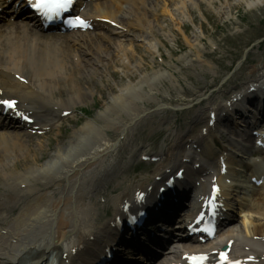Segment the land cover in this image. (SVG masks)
<instances>
[{"label": "bare ground", "instance_id": "bare-ground-1", "mask_svg": "<svg viewBox=\"0 0 264 264\" xmlns=\"http://www.w3.org/2000/svg\"><path fill=\"white\" fill-rule=\"evenodd\" d=\"M222 1L216 12L224 17L243 4L250 9L264 4V0ZM17 2L0 0L5 10L1 19L7 21L0 27V98L16 100L18 110L35 121L32 126L20 125L12 119L10 123L0 121V264H20L23 259L39 264L51 251H61V264H94L103 255L99 253L102 245L105 249L114 248L105 240L110 234L109 223L97 226L100 216L95 202L101 200L111 180L124 175L129 163L142 156L145 147L133 149L126 160L120 158L121 151L132 144L139 129L154 121V116L160 117L158 123H162L168 120L163 115L165 112L183 110V105L174 101L168 91H159L162 82L168 81L175 88L178 81V72H171L157 62L156 57H161V35L177 42V36L163 25L162 18L168 17L185 35L186 24L175 17H190L192 12L201 10L203 2L213 10L220 0H102L93 3V10L83 12L92 20L93 32L61 36L51 32L43 34L32 15H23V6L16 9ZM173 5L175 9L170 8ZM110 23L116 24V28H110ZM128 36L130 39L126 41ZM203 40L199 34L191 38L185 35L190 53L180 59L187 66L194 62L199 66L205 64L201 60ZM124 42H130L131 47L126 48ZM138 42L153 55L151 63L159 64L158 70L149 73L144 59L132 60L131 54H136L142 46L135 44ZM193 50L198 51L196 59L190 57ZM117 64L124 75L118 77V84L113 87L108 80H103L107 76L115 80L116 75L110 69ZM96 80L105 83V88L99 87ZM124 80L127 83H122ZM96 92L100 94L102 108L73 129L67 140L57 145L46 159L42 158L41 143L33 149L28 147L32 129L46 135L49 130L58 129L61 141V122L68 118L74 120L75 112L86 106L88 99L96 105ZM206 98L207 92L190 98L189 111H195ZM225 106L226 103H211L193 116L185 132L168 134L165 151L150 156L161 161L154 176L113 198L114 214L119 215L117 208L136 202L140 193L150 194L152 189L156 192L163 186L161 176L185 169L184 159L190 156L183 152L188 146H196L212 117L217 113L221 116ZM198 125L204 128L195 135ZM224 131L228 132L225 128ZM222 163L231 167L230 161H218L209 166L202 164L198 169L201 182L186 209L178 212V221L183 225L174 226V234L160 255L162 258L155 264L181 262L183 256L191 253L213 255L225 245H232L234 257L254 256L256 263L264 264V182L258 185L264 174L256 166L248 174L250 183L243 184L253 189V194L236 202L241 207L247 205V210L259 216L251 218L250 225L244 221L240 226L230 214L232 217L219 226V233L212 241L199 243V236H189L188 221L197 213L200 201L210 194L215 178L223 191L225 187L230 192L234 190L235 184L221 183ZM254 177L258 184H252ZM168 195L167 190L165 197ZM250 199L252 203L248 204ZM232 205L234 202L226 204L229 208ZM171 209L173 203L168 200L159 213L166 223L170 221ZM141 237L147 240L149 234L143 232Z\"/></svg>", "mask_w": 264, "mask_h": 264}, {"label": "rangeland", "instance_id": "rangeland-1", "mask_svg": "<svg viewBox=\"0 0 264 264\" xmlns=\"http://www.w3.org/2000/svg\"><path fill=\"white\" fill-rule=\"evenodd\" d=\"M222 2V0L217 2L213 10L209 9L205 2H203L201 10L192 12L190 17L189 15L175 17L180 19V22L183 24H186L185 35L188 38L193 37V34L203 36L204 40L202 42L203 48L201 53L203 55L202 60H206V62L202 66L194 64V66L185 67L184 61L180 59L185 53H190V47L185 42V35L180 33L179 28L176 26L177 24L175 25L172 23L173 21L169 20L168 17L162 18L163 25L168 29L171 28L173 34L177 36V42L174 43L172 41L170 42L169 38L161 35L162 44L160 47L164 62L163 67L171 72H178L176 74L178 81L175 80L177 84L175 88L172 87L171 83L168 81L162 82L159 91H168L169 94L172 95L174 101L183 105L182 108H185V112H165L163 115L166 116L168 120L167 123L163 122L161 125L157 124L160 117L154 116V121L151 124L138 130L134 135L132 146L146 147L144 150L146 154L150 155L155 152L164 151L167 148L165 137H167L168 133L186 131L189 120L193 117V115H189L191 112H188L190 98L194 99L199 92H209L216 88L221 89L222 86L224 90L231 89L232 86L238 85L243 81L242 76L246 78L248 72L252 68V64L256 65V67L261 65L260 69L264 66V4L254 9H250L243 4L235 7V9L231 10V12L224 17L216 12ZM175 5L170 8L175 9ZM88 7H90V10H93V6ZM6 22L7 21L0 23V27L4 26ZM199 26L202 27V30L199 29ZM163 34H166V31H164ZM128 39H130V36L126 38V41ZM122 41H124V39ZM124 44L126 48H130L132 45L130 42H124ZM135 44L142 45L140 42ZM139 48L136 54H131L132 60L137 62L141 58L144 59L145 63L148 64L146 67L149 73L158 70L157 64L151 63L153 55L148 52L143 45L139 46ZM193 52L194 54L190 55V57L195 59V54L198 51L193 50ZM133 61L130 63L131 66L134 64ZM158 61H161L160 57ZM110 71L116 75L115 80L107 76L108 79H104L103 81L106 82L108 80V83L115 87L118 84V77H122L124 71L119 64L112 66ZM226 78L228 82L225 84L227 81ZM235 78H239V80L234 81ZM122 83L125 84L127 82L124 80ZM97 85L105 88V83L100 81L97 82ZM107 92L108 91H106V94ZM99 96L100 94L96 92V105H93L92 100L88 99L86 106L77 109L74 114V120L72 118L66 119L62 123L61 132L63 138L61 141L58 140L59 130L55 129L48 137L35 136L30 138L28 140V147L33 149L41 143L44 148L42 158L43 160L46 159L48 155L54 152L57 145L67 140V137L73 129L77 126H81L88 116L97 114L98 110L102 108V102L99 100ZM207 105L208 103L206 102L202 107H207ZM230 130L232 131L233 129L230 128ZM242 141L252 146V142L248 135L244 137ZM132 146L129 149H131ZM36 151V155L40 156V151ZM156 167V164L151 165L143 163V165H140V159H136L132 166L128 168L129 170L125 174L123 180H121L120 190L123 191L126 188L130 189L137 183H143L145 179L154 174ZM240 174L243 176L244 172H240ZM240 184L242 183L240 182ZM233 192L235 202L238 200L241 201L242 198H244L245 190L241 191L237 189ZM251 203L252 201L250 199L248 204ZM247 209V205H244L243 208H240L236 212L234 223L241 226L243 222L246 221L247 224L250 225L251 218H253L255 214ZM14 212H17V210ZM106 213H108L107 208L98 211L101 219L107 217ZM179 225L180 223H178V226Z\"/></svg>", "mask_w": 264, "mask_h": 264}, {"label": "snow or ice", "instance_id": "snow-or-ice-1", "mask_svg": "<svg viewBox=\"0 0 264 264\" xmlns=\"http://www.w3.org/2000/svg\"><path fill=\"white\" fill-rule=\"evenodd\" d=\"M30 2L32 7L45 16L59 15L60 12L66 10L72 4V0H30ZM75 21L80 26L86 25V22L80 17H76ZM0 104L6 105L9 108H13L15 106V101L0 100ZM24 118L28 119V117ZM203 259V257L194 258V264H200ZM224 259L227 261L226 256ZM229 264H232V262H229Z\"/></svg>", "mask_w": 264, "mask_h": 264}]
</instances>
